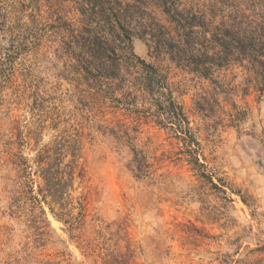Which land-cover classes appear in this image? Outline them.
<instances>
[{"label":"rangeland","instance_id":"obj_1","mask_svg":"<svg viewBox=\"0 0 264 264\" xmlns=\"http://www.w3.org/2000/svg\"><path fill=\"white\" fill-rule=\"evenodd\" d=\"M42 5L35 27L61 24ZM61 42L21 44L0 70V264H264V92L248 64L205 78L133 39L189 118L198 170L139 70L110 108L74 67L85 44Z\"/></svg>","mask_w":264,"mask_h":264},{"label":"trees","instance_id":"obj_2","mask_svg":"<svg viewBox=\"0 0 264 264\" xmlns=\"http://www.w3.org/2000/svg\"><path fill=\"white\" fill-rule=\"evenodd\" d=\"M44 2L61 24L35 27ZM24 10L30 11L31 25L19 19ZM51 33L62 44H85L74 67L103 105L112 103L110 108L137 89L130 71L139 70V88L155 106L157 123L187 144L198 170L206 165L189 118L175 101L166 74L135 54L134 37L143 36L151 51L165 52L172 62L205 78L216 68L243 61L264 92V0H0V44H6L0 48V70L11 69L6 79L13 75L21 44H34Z\"/></svg>","mask_w":264,"mask_h":264}]
</instances>
